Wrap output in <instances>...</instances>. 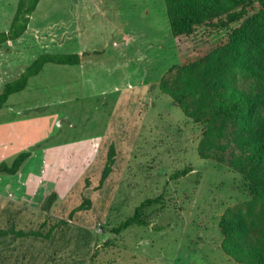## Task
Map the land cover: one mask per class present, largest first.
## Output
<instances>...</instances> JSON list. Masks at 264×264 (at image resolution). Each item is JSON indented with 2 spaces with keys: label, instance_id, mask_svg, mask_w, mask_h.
<instances>
[{
  "label": "rangeland",
  "instance_id": "374dc122",
  "mask_svg": "<svg viewBox=\"0 0 264 264\" xmlns=\"http://www.w3.org/2000/svg\"><path fill=\"white\" fill-rule=\"evenodd\" d=\"M18 3L0 0V31L9 29ZM259 7L256 2L248 14ZM217 22L175 36L165 0L39 1L26 32L7 45L17 49L15 65L6 71L0 61V83L18 77L44 52L88 51L82 62L95 63L88 73L96 78L87 80L79 65L55 63L31 77L0 109V138L8 142L0 144V163L11 164L28 150L24 144L48 131L53 136L42 148L79 141L85 158L94 159L51 207L0 206V229L6 231L0 264H245L224 252L219 223L227 209L250 199L246 181L200 156L205 125L161 88L181 67L226 43L243 19L225 27ZM233 80L250 90L245 74L237 72ZM111 145L117 151L113 171L97 188ZM189 166L186 176L172 178ZM159 195L161 202L146 211L150 225L112 231L144 199ZM85 198L91 206L70 216ZM54 224L48 238L13 231L46 233Z\"/></svg>",
  "mask_w": 264,
  "mask_h": 264
},
{
  "label": "trees",
  "instance_id": "16d2710c",
  "mask_svg": "<svg viewBox=\"0 0 264 264\" xmlns=\"http://www.w3.org/2000/svg\"><path fill=\"white\" fill-rule=\"evenodd\" d=\"M39 1L19 0L9 29L0 31V49L8 40L20 38L26 32ZM165 2L171 32L175 36L193 34L196 26L214 23L216 19L215 25L223 27L243 19L226 43L200 60L181 67L174 79L162 82L161 88L188 117L205 125L204 138L198 148L200 156L227 165L246 181L250 199L243 205L227 209L219 223L224 252L241 263L264 264V0ZM256 2L260 5L258 11L248 14ZM86 54L89 52L41 53L18 77L4 84L0 91V109L13 93L24 90L30 78L38 75L46 64L78 65ZM237 72L251 80L250 90L234 83ZM116 154L111 145L97 188L103 187L112 173ZM30 155V151H23L11 164L1 162L0 172L15 174ZM192 170L193 167H186L172 178L186 176ZM56 198L57 193L53 192L43 206L51 207ZM161 200V195L144 199L131 215L113 226L112 231L120 234L134 225H150L147 208ZM90 206L91 199L85 198L71 210L70 216ZM55 225L46 233L42 230L13 231L20 237L48 238ZM5 233L0 229V237Z\"/></svg>",
  "mask_w": 264,
  "mask_h": 264
},
{
  "label": "crops",
  "instance_id": "0c3cea01",
  "mask_svg": "<svg viewBox=\"0 0 264 264\" xmlns=\"http://www.w3.org/2000/svg\"><path fill=\"white\" fill-rule=\"evenodd\" d=\"M17 39L8 40L0 49V61H4V69L6 71L13 69L15 64H12L14 59L11 58V55L17 51V49L7 45L14 43ZM78 65L80 67V72H83V74L86 72L85 78L87 80L90 81V79L96 78L95 74L88 73L90 72L89 70L95 68V63L87 65L81 62ZM22 69L20 71H23ZM2 84L3 83H0V91L4 86V84ZM6 120H8L9 123L13 121V119ZM14 126L15 123L13 122L12 127ZM48 132L47 136L40 137L34 141H28L26 145L24 144V148L28 150L23 151H30L31 155L26 159L18 172L15 174L6 173L5 179H1L2 177L0 174V206L22 205L24 207L38 209L42 207L44 200H46L48 195L53 191L57 193L58 199H61L69 192L73 184L71 180L81 178L93 163V156L91 162L90 158H85L86 152L78 146L80 145L79 141L69 143L62 142L42 148V144L53 136L51 131ZM10 142L12 141H9V143ZM7 143L5 137L0 138V144L6 145ZM31 148L35 149L32 150ZM20 153L15 155L14 159Z\"/></svg>",
  "mask_w": 264,
  "mask_h": 264
}]
</instances>
